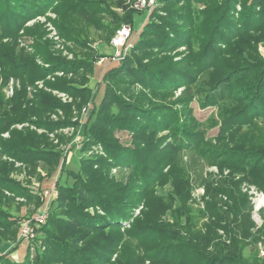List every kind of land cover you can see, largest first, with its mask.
Returning <instances> with one entry per match:
<instances>
[{"label":"trees","instance_id":"obj_1","mask_svg":"<svg viewBox=\"0 0 264 264\" xmlns=\"http://www.w3.org/2000/svg\"><path fill=\"white\" fill-rule=\"evenodd\" d=\"M128 1L132 0H0V76L5 82L13 78L20 83L11 98L0 94V136L9 133L8 138H0V242L22 241L19 217L7 209L13 202L2 190L27 201L38 195L9 177L14 165L2 156L33 171L42 164L47 176L59 171L51 183L57 197L46 221L36 228L20 260L10 256L17 249L14 244L0 254V264H111L114 254L118 257L115 264H143L133 254L120 261L124 236L139 240L149 264H264L243 253L264 237V223L250 230L253 223L245 222V201L232 188L219 189L229 193L232 218H224L210 201L200 212L210 218L204 231H183L180 201L187 189L180 190L178 182L174 185L179 206L172 212V223L161 222L151 210L148 220L135 218L125 233L121 231L134 208L165 176L163 169L169 165L172 171L173 155L199 143L202 127L205 131L218 126L219 137L234 136L233 146L210 152L219 158L218 165L241 173L264 194V57L257 52V44L264 43V0H157L149 13L129 7ZM47 13L55 15L47 19L57 36L76 47L69 50L73 60L55 50L41 24L25 27L29 20ZM135 15L143 16L140 31L133 25ZM122 25L132 28V46L123 58L112 59L115 49L104 55L92 46V31L109 44L112 33ZM22 30L34 38L31 52L18 48L16 37ZM2 39L10 41L1 43ZM181 47L185 51L177 53ZM104 57L118 64L104 69L92 90L89 74ZM36 82L43 89L36 88L26 98L27 86ZM100 86L103 93L96 102ZM190 86L199 88L202 107H218V120H194L187 107L191 98L185 93L171 99L177 89ZM52 90L68 94L72 102L63 103ZM87 102L91 107L83 120V155L77 172L68 170L46 133L11 129L16 122L47 132L74 125L71 105L79 110ZM57 109L65 118L50 120ZM116 131L128 132L127 144ZM94 144L101 145L105 156L86 154ZM116 167L130 169L125 182L110 175ZM230 183L231 187L236 184ZM143 205L149 209L146 201ZM238 219L244 224L238 226ZM217 229L228 243L216 234ZM38 242L36 259L31 262L30 244Z\"/></svg>","mask_w":264,"mask_h":264},{"label":"rangeland","instance_id":"obj_2","mask_svg":"<svg viewBox=\"0 0 264 264\" xmlns=\"http://www.w3.org/2000/svg\"><path fill=\"white\" fill-rule=\"evenodd\" d=\"M236 8L239 9V7ZM113 10L119 14H121L123 11L120 8H115ZM142 17L143 16L141 15V18ZM47 18L53 19L55 18V15L53 13H47L45 16L36 17L26 22L25 27L31 28L36 23L39 25L41 24L42 28L46 32L47 39L52 42V44H54L55 50H62L61 55L63 57H65L67 60H73L74 55L72 53H69V50L76 49V47L70 42L64 43L63 40H61V38L57 36L52 21ZM141 18L139 19L142 20ZM134 27L135 29H139L140 31L143 25L139 28L138 24L135 23ZM92 34V46L96 48L99 43H104L101 42L100 37L98 35L99 33L92 31ZM16 38L18 48H23L31 52L30 50H32V48H30V46L34 40L32 35H26V31L22 30L18 33V37ZM6 40L7 39H2L1 43H4ZM9 41L10 40H7V42ZM242 46L246 48L248 45L242 44ZM196 47V44L193 45L194 50H196ZM184 51L185 48L181 47L176 52L182 53ZM79 52L77 53L80 54ZM83 52H85V50ZM257 52L262 55V57H264L263 41L257 44ZM37 60L39 63H41L39 59ZM117 64L118 63L111 62L109 59H105L104 66L102 67L95 64L93 73L89 74L88 86L91 89L95 90L98 82H100L101 80L100 75H102L104 69L113 65L116 66ZM55 75L61 76L62 73L57 72L55 73ZM3 79L4 78L0 76V94H3L5 99H8L12 97L15 88H20V83L19 80L13 78H9L6 82ZM36 88L43 89L42 83L36 82L34 85L27 86L26 98L30 99ZM133 88L135 91L139 90L138 86H135ZM100 89L101 86L97 91L98 93L95 99L96 102L99 101L100 97L102 96L101 93H103V91H101ZM198 89L194 86H190L187 89H182L181 87L174 92V95L171 97V99L173 100L174 98H176V96L182 97V95L185 93V95H188L191 98L188 101L187 107L190 109L191 115L194 120L201 123H206L207 119L211 117L218 120V107L215 105H208L202 107L198 99V97H200ZM50 92H52L53 95L58 97L63 103L69 104L72 102V97H70L68 94H64L56 90H52ZM89 103L90 102H87L82 105L79 110L71 105V120L72 122H76L74 125H68L53 132H47L42 128H36L34 125L29 124L27 122H16V124L11 126V129H15L16 131L28 129L30 131H34L35 134L46 133L48 135V138L53 142L54 145H56V149L62 154L63 160L67 165L68 170L73 171L74 173L78 171V159L83 155L80 150L82 142L84 140L82 135V126L83 120L87 117L91 107V104ZM84 108L86 109L85 111H83ZM63 118H65V114L63 113V111L58 109L57 111L49 115V119L52 121ZM202 131L204 132L202 138L200 139L199 143H197V145L193 147V149L182 150L181 152H178L173 155L174 157L172 158L171 162V164L173 165L172 171H169V165L166 166L163 169L165 176L154 185L152 191L147 193L146 197L144 198L146 199L145 201L147 202V207L149 206V209L147 210L146 205H143L145 201H143L140 205L136 206L133 212H131L133 213L132 217L129 218V220L124 221L122 224L121 231L123 233H125V231L130 228V224L133 219L138 218L139 221L148 220V218H150L152 215L151 210H154L155 214L158 216L161 222L169 224L172 223V212L174 213L176 207L179 206L178 198L175 193V182L180 183V190L187 189L185 191V195L181 196L183 201L179 200L181 203V210H183L180 216V222L183 231H186L188 229L191 230V228L196 230L201 229V231L205 230L204 224H208L210 222V218H208L207 215H200V212L201 210L205 209V206L208 202L210 203V201L214 202V204L217 206L218 212H220V214L224 218H232V215L230 214L231 211H229V208L232 206V200L228 195L229 193L227 194L222 191H219V189L225 190L226 187L229 189L232 188L236 192L240 193L241 198L244 199L245 205L243 212H245V214L247 215V219L245 220V222H248V220L252 221L253 225L250 229L251 231H255L264 223V194L260 190H258L255 185L251 184L248 181H245L241 173L232 170L229 167L225 168V166L218 165L217 161L219 160V158L217 159V157L212 152H210L211 148H216L218 150L220 148H224L227 145L233 146L234 140L232 138H234V136L223 135L222 137H219L220 129L218 128V126H212L205 131L202 127ZM237 131L239 130L236 129V132ZM8 134V132H4L1 134L0 138H8ZM161 134H165V132L159 133V135ZM115 135L123 143H128L127 140L129 138V134L127 131H116ZM86 154H96L100 157L105 156L101 145L96 144L92 145L91 148L86 152ZM2 160L11 162L14 165V169L9 173V177L11 179L19 182L23 186H26L28 189L31 190L32 193L37 192L38 194L36 195V200L34 199L27 201L23 197L13 195V193L9 192L8 190H2L3 194L6 195V197L10 198L13 202L9 205L10 207L7 209L10 213L19 217L17 226L20 231L21 224L24 220H31L34 218V216H37L41 212V210L44 208V199L47 196H51L52 198L50 203H52L54 199H56L57 191L53 184L55 179H57L59 175V171H57L55 174L53 173L52 176H47V171L42 166V164L37 165L33 171L30 167L28 168L25 164L17 162L16 160H13L12 158H9L7 156H2ZM110 175L113 176L115 180H122L125 182L128 176L130 175V169L124 167L112 168L110 170ZM228 177H231V179ZM231 180L236 182L233 187H231ZM260 197L263 199V203L261 202V204H258V200H260ZM256 204L257 207L260 206L258 209L255 208ZM49 208L50 206H48V209ZM92 209L93 208H89L90 211H92ZM97 211L100 212L99 209H97ZM238 220L239 222L241 221V223L237 224L238 226L244 224L242 220ZM216 234L220 235V239L225 240V242L228 243V240L224 237L222 230L217 229ZM34 237H32L29 241L33 240ZM29 241L18 240L19 243L16 242L15 244L9 240H2L0 242V254L6 253L15 244L17 246V249H12L10 256L15 260H20L21 255L23 254V251L27 246L26 244H29ZM38 244L39 242L34 245L30 244L29 259L31 262H34V260L36 259V247L39 246ZM41 249L43 250V248ZM120 251L121 262H124L126 258L133 254V256H135V260H142L143 264H149L145 247L139 242L138 239L134 237L131 238L128 236H124L123 247ZM243 253L249 258H257L264 261V237H261L260 240L255 244L248 245L245 249H243ZM117 259V255L114 254L110 260L112 261L111 264H115Z\"/></svg>","mask_w":264,"mask_h":264},{"label":"built area","instance_id":"obj_3","mask_svg":"<svg viewBox=\"0 0 264 264\" xmlns=\"http://www.w3.org/2000/svg\"><path fill=\"white\" fill-rule=\"evenodd\" d=\"M127 4L129 5V7L135 10H141L149 13L153 8L156 7L157 0H132L128 1ZM112 34L113 35L111 36L109 41V44L112 46V48L115 49L112 59H121L132 46V28L129 25H122L121 27L117 28ZM85 110L86 109L84 108L83 111ZM47 217L48 205L44 207L37 216H34L33 219L24 220L22 222L19 231V239L23 241H29L32 237L35 236L36 228L44 223Z\"/></svg>","mask_w":264,"mask_h":264},{"label":"crops","instance_id":"obj_4","mask_svg":"<svg viewBox=\"0 0 264 264\" xmlns=\"http://www.w3.org/2000/svg\"><path fill=\"white\" fill-rule=\"evenodd\" d=\"M139 18H141V15H135L134 16V23H137L138 24V27L141 26V22L142 20H140ZM141 21V22H140ZM96 50L99 52V53H102L104 55H110L113 53L114 51V48H112V46H110L109 44L107 43H99L98 46L96 47ZM104 62H105V57L104 58H100L95 64L99 65V66H104ZM93 90V89H92ZM51 185V184H50ZM49 187V186H48ZM37 193V192H35ZM44 203H43V207H46L47 205L50 206L51 203L50 201L52 200L51 196H47L45 199H44Z\"/></svg>","mask_w":264,"mask_h":264},{"label":"bare ground","instance_id":"obj_5","mask_svg":"<svg viewBox=\"0 0 264 264\" xmlns=\"http://www.w3.org/2000/svg\"><path fill=\"white\" fill-rule=\"evenodd\" d=\"M260 200H258V204H261V202L263 203V199L260 197L259 198ZM262 200V201H261ZM260 207V206H259ZM259 207H257V204H256V207L255 208H259Z\"/></svg>","mask_w":264,"mask_h":264}]
</instances>
